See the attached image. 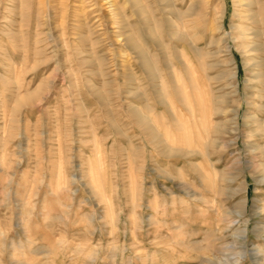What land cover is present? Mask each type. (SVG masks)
<instances>
[{"label":"rangeland","instance_id":"rangeland-1","mask_svg":"<svg viewBox=\"0 0 264 264\" xmlns=\"http://www.w3.org/2000/svg\"><path fill=\"white\" fill-rule=\"evenodd\" d=\"M139 1L0 0V264H264V0Z\"/></svg>","mask_w":264,"mask_h":264},{"label":"bare ground","instance_id":"bare-ground-1","mask_svg":"<svg viewBox=\"0 0 264 264\" xmlns=\"http://www.w3.org/2000/svg\"><path fill=\"white\" fill-rule=\"evenodd\" d=\"M139 1V0H138ZM169 1V0H168ZM134 2H136V1H134ZM139 2H141V1H139ZM138 3V2H137ZM136 3V4H137ZM143 3V2H142ZM260 3V0H250L249 1V4H259ZM140 4V3H139ZM137 6H139L138 4H137ZM142 6V5H141ZM171 6H173V5H171ZM252 6V5H251ZM249 7V6H248ZM133 8V7H132ZM145 8H143V10H144ZM171 9V8H170ZM173 9L176 11V14H177V9H175V7L173 6ZM251 9V8H250ZM174 11V12H175ZM251 12V11H250ZM253 12V11H252ZM147 13V12H146ZM223 13V12H222ZM178 14H179V12H178ZM177 14V17L180 15H178ZM255 14H257L256 12L255 13H249L248 14V16H247V18L248 19H252V18H256V15ZM181 16V15H180ZM182 17V16H181ZM243 17H245V16H243ZM246 18V19H247ZM145 19H147V18H145ZM255 20V19H254ZM257 20V19H256ZM251 21V20H250ZM146 22V21H145ZM151 27V26H150ZM150 29V28H149ZM152 29V28H151ZM251 28H248V30H250ZM253 30V29H252ZM251 30V31H252ZM178 31V30H177ZM150 32V31H149ZM246 32V31H245ZM253 32V31H252ZM251 32V33H252ZM254 32H256V30H254ZM258 32V31H257ZM182 33V32H181ZM124 34V33H123ZM172 33H170V35H171ZM176 34H178V36L180 37L181 36V34L179 35V32L178 33H176ZM183 35H185V33H182ZM248 34V33H247ZM257 34V33H256ZM128 35V34H127ZM258 35V34H257ZM124 36H126V35H124ZM132 35H130V36H128L127 37V42H129L130 43V45L132 46V48H134L136 51H137V54H138V59L142 62V64L144 65V66H146L147 67V71H148V73H150V74H152V75H154L153 77H158L157 76V74H155L156 72H155V70L153 69V67H152V63H150L149 62V59H148V57H147V54H145V48L142 46V45H140L139 44V42L137 41V40H135L133 37H131ZM153 36V35H152ZM177 36V37H178ZM259 36V35H258ZM155 37V36H154ZM189 37V36H188ZM191 39V38H190ZM191 41V40H190ZM192 42V41H191ZM194 43V42H193ZM264 45V44H263ZM193 47H194V45H193ZM255 47V49H259L257 46H254ZM264 59V58H263ZM207 64H209V63H207ZM206 64V65H207ZM212 64V63H211ZM215 65V64H214ZM213 65V66H214ZM211 69H212V67H211ZM189 73V72H188ZM221 73H223V72H221ZM190 74V73H189ZM220 75H222V74H220ZM217 76V75H216ZM218 77V76H217ZM220 77H222V76H220ZM225 78V77H224ZM183 88V87H182ZM181 88V89H182ZM224 88V87H223ZM178 90H180V89H178ZM184 90V89H183ZM182 91V90H181ZM263 91V90H262ZM179 92V91H178ZM185 92V90L183 91V93ZM226 95L227 94H225V96H223V97H226ZM183 96V95H182ZM219 96H221V95H219L218 94V96L216 97V99L218 100V97ZM184 97V96H183ZM222 97V98H223ZM187 98V97H186ZM185 99V98H184ZM224 100H226L225 98H223ZM186 101H187V99H185ZM216 100V102H218ZM167 101V100H166ZM169 102V101H168ZM215 104V103H214ZM217 104V103H216ZM215 106V105H214ZM218 108V107H217ZM220 110L221 111H224V109L223 108H220ZM227 111V110H226ZM230 111H233L234 113H236L237 114V109H232V110H230ZM220 112V111H219ZM227 113V112H226ZM236 116V115H235ZM151 127V126H150ZM220 130V128L221 129H223V127L222 126H217L216 125V131H214V132H217V130L218 129ZM155 129V128H154ZM215 130V129H214ZM213 132V133H214ZM219 133V132H218ZM216 134V133H215ZM206 137V136H205ZM219 139V138H218ZM209 140V139H208ZM211 140H212V138H211ZM217 142V141H216ZM212 143V142H211ZM215 143V142H214ZM215 146V145H214ZM178 149V148H177ZM261 149V148H260ZM189 151V150H188ZM191 151H189V153H190ZM188 153V154H189ZM262 166V165H261ZM233 167V166H232ZM263 167H264V165H263ZM262 169V168H261ZM263 171V170H262ZM229 172V171H228ZM264 172V171H263ZM221 174H219V176H220ZM223 176V175H222ZM195 194V193H194ZM225 256V255H224ZM240 256H242V255H240ZM235 257V256H234ZM218 258H220V257H218ZM236 258V257H235ZM238 258H240V257H238ZM241 259V258H240ZM239 259H236V260H234L233 262L231 261V260H225V259H219L218 260V262H219V264H235L237 261H238ZM240 261V260H239ZM213 263V262H212Z\"/></svg>","mask_w":264,"mask_h":264}]
</instances>
